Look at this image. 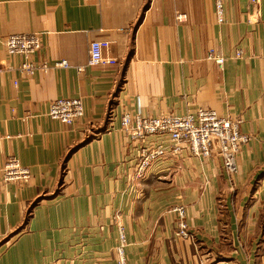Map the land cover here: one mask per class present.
Instances as JSON below:
<instances>
[{"label":"crops","instance_id":"crops-1","mask_svg":"<svg viewBox=\"0 0 264 264\" xmlns=\"http://www.w3.org/2000/svg\"><path fill=\"white\" fill-rule=\"evenodd\" d=\"M30 33L41 35L40 52L7 53L5 37ZM95 40L111 43L117 65L87 66ZM26 62L38 67L32 75ZM0 67V264H116L120 226L130 264H258L264 0H225L223 24L215 0H0ZM59 98L82 99L83 118L51 119ZM202 108L242 118L251 135L233 180L217 153L186 152L135 180L122 115ZM10 157L30 169L27 183L3 180ZM173 206L186 208L193 239L176 236Z\"/></svg>","mask_w":264,"mask_h":264},{"label":"built area","instance_id":"built-area-1","mask_svg":"<svg viewBox=\"0 0 264 264\" xmlns=\"http://www.w3.org/2000/svg\"><path fill=\"white\" fill-rule=\"evenodd\" d=\"M253 5L258 0H250ZM218 22H225V0H215ZM179 21L183 16L178 17ZM4 45L9 55L31 57L42 49V37L39 34H12L4 38ZM111 43L107 40H95L89 45L87 66H114L118 61L107 52ZM241 54V53H240ZM239 55V54H238ZM208 58L220 67L226 59L214 50ZM56 68H70L67 61L55 63ZM43 68H46L44 66ZM38 67L26 62L21 71L32 75ZM83 70V68H79ZM3 69L0 67V73ZM85 114L84 104L80 98H59L50 103L49 116L54 121L71 126ZM114 113L110 111L109 119L114 121ZM121 126L127 132L133 149L137 150V161L134 168V179L140 181L148 175L156 164L169 156L178 159L183 152L200 159L210 158L217 153L223 163L225 174L233 180L238 172V157L251 141V135L242 131L243 119L225 117L213 109H199L195 114L143 116L125 113L120 118ZM166 141L170 142L167 146ZM182 157V156H181ZM6 183H27L31 178L30 169L16 157L6 160L2 169ZM177 216L176 236L182 240L193 239L187 223V211L184 206L171 209ZM128 240L124 227H119V242L116 248V264H130L126 249ZM52 264H58L53 262Z\"/></svg>","mask_w":264,"mask_h":264},{"label":"rangeland","instance_id":"rangeland-1","mask_svg":"<svg viewBox=\"0 0 264 264\" xmlns=\"http://www.w3.org/2000/svg\"><path fill=\"white\" fill-rule=\"evenodd\" d=\"M173 207H175V206H173ZM173 207H171L170 209H172ZM120 227H122V226H120ZM260 227L262 228L261 229L262 236L260 237V239L258 240V242L256 244V249H257L256 257H257L258 264H264V216H262V220L260 222ZM116 248H117V246H116ZM115 251H116V249H115Z\"/></svg>","mask_w":264,"mask_h":264}]
</instances>
